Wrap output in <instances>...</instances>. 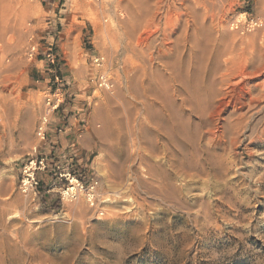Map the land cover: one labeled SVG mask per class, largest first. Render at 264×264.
<instances>
[{
  "label": "rangeland",
  "instance_id": "obj_1",
  "mask_svg": "<svg viewBox=\"0 0 264 264\" xmlns=\"http://www.w3.org/2000/svg\"><path fill=\"white\" fill-rule=\"evenodd\" d=\"M131 2L0 0V264H264V99L236 111L220 95L201 116L165 68L191 78L201 33L227 52L264 44V0H206L193 6L196 25L182 10L162 13L166 37L160 46L157 36L151 63L129 38ZM141 77L185 117L187 131L196 129L198 157H209L198 175L188 149L191 176L159 188L133 161L147 182L126 187L132 146L112 140L110 127L121 102L141 91ZM254 83L253 94L264 91V68L247 87ZM47 100L58 103L54 110ZM66 128L67 143H51ZM41 157L37 186L21 192L15 163ZM72 178L84 190L65 198ZM91 181L93 204L85 195Z\"/></svg>",
  "mask_w": 264,
  "mask_h": 264
},
{
  "label": "bare ground",
  "instance_id": "obj_2",
  "mask_svg": "<svg viewBox=\"0 0 264 264\" xmlns=\"http://www.w3.org/2000/svg\"><path fill=\"white\" fill-rule=\"evenodd\" d=\"M170 1L171 3H169ZM205 2L206 0H132V10L129 11L131 12L132 36L127 35L129 38L133 37L132 39H134V48L138 51L134 50L139 53L146 49L148 52L145 58L147 62L151 63L154 56L152 55L151 49L155 48L153 44L155 45V41L158 39L157 36L160 34L161 37H163L159 45L163 43L162 41L166 37L165 28L161 27V24L159 25L162 13H166L168 10L172 9L174 12L182 10L184 15L196 25V10L193 6L204 4ZM199 31L201 32V28ZM199 31H197V33ZM199 35L200 37H197H199L198 39L201 41L198 40L200 43L197 42L198 44L195 45L197 72L191 78L184 80L181 78L179 79V75L177 76L174 73L173 68L169 64L165 65L166 70H169L170 74L174 75L173 82L179 84V88H175L174 91L178 92L179 90H183L189 97L184 100L189 101L188 106L190 110L202 116L205 109L207 110V105L212 103L214 99L220 95L222 96L221 98L227 99L226 104L231 106L233 110L236 109V111L242 110L245 106H253L264 99V91L253 94V90L259 86L258 83L251 84L247 87V84L254 81L264 68V44L261 42L262 40L257 44L252 41L249 46H246L240 51H235L232 46L233 49H231V47L229 48L231 50L227 52L225 47L223 46L222 48L219 44L217 45V42L213 38L209 39L203 37V33ZM216 40H221V38H217ZM159 49L162 50L161 48ZM143 55L142 53V56ZM222 55L226 57L223 60L221 59L223 68L218 81H216V70L218 64L221 63V61L219 63V58ZM142 70L144 71L143 77L146 79L145 67ZM153 83L150 81L145 83L142 78L139 86L141 91L137 93L134 99L129 101V105H125L121 102L120 108L123 109V112L116 114V118L111 120L110 138L121 143L127 140L132 146V150L126 159L129 163L126 165L127 168L125 169L127 173L126 177L129 181L126 187L129 189H134L136 185L140 184L142 186L143 183L147 182V180L144 179L145 177L140 178L141 176L139 177L134 172L132 165L133 161L140 164L139 166H141V164L145 165L147 167L146 175L149 178L148 181H152L156 183L159 188H162V186L166 187V184L169 183L168 181L172 176L173 179H180L181 175H183V177L187 175L191 176V172L187 173L188 170H191V168L187 169L190 163H184L186 159H184V157L188 149H193V156L196 158L194 160L195 163H193L197 167H200L201 164L204 165L208 157L205 156V159L198 157L199 150L197 151L194 148V144H197L196 135H198L196 129L194 131L190 130L191 132L187 131L183 120L185 117L183 116L182 118V116L180 117L171 112L167 100L163 99L160 94L157 93ZM217 83L224 88L219 89V91H217V89L215 90L214 85ZM106 87L109 88L108 84H106ZM130 105L132 111L129 110L130 107L126 108V106ZM242 117L243 115H239L237 119L242 121ZM198 140L200 139L198 138ZM113 145L115 144L113 143ZM129 146L130 145H128V147ZM197 167V171L195 172L196 175H198L201 170ZM193 176L194 175H192V177ZM131 179H133V182H131ZM74 182H76V180L72 178V183L70 180L71 184L68 188L62 190V194L65 198L70 194L72 195L74 193L73 191L77 189V184L75 185Z\"/></svg>",
  "mask_w": 264,
  "mask_h": 264
},
{
  "label": "built area",
  "instance_id": "obj_3",
  "mask_svg": "<svg viewBox=\"0 0 264 264\" xmlns=\"http://www.w3.org/2000/svg\"><path fill=\"white\" fill-rule=\"evenodd\" d=\"M34 46L30 48L29 56H32L34 51ZM48 57H50V61L53 63L54 59L56 58V55L53 53H49ZM51 101L47 100V105L51 108V110H54L58 103H52ZM47 113H45L37 126L36 135L39 137V139L43 140L45 138L46 134V125H47ZM44 157H41L39 159H31L27 162H24L23 164L15 163V166H18L21 169V179H20V185L19 188L21 192L28 193L31 190H34V188L37 186L38 181L36 180V169H39L40 166H44ZM76 180V179H75ZM94 181H91V183L85 187V195L87 198V201H89L91 204H93L94 195L92 193V190L94 189ZM77 189L84 190L82 183H80L78 180H76Z\"/></svg>",
  "mask_w": 264,
  "mask_h": 264
},
{
  "label": "crops",
  "instance_id": "obj_4",
  "mask_svg": "<svg viewBox=\"0 0 264 264\" xmlns=\"http://www.w3.org/2000/svg\"><path fill=\"white\" fill-rule=\"evenodd\" d=\"M69 130V132H67ZM72 135L71 132V128H66L64 130V132H62L61 130L59 131V134L57 135V137H54L55 140H50L51 143H58L60 144L62 147L67 143V141L69 140V136Z\"/></svg>",
  "mask_w": 264,
  "mask_h": 264
}]
</instances>
